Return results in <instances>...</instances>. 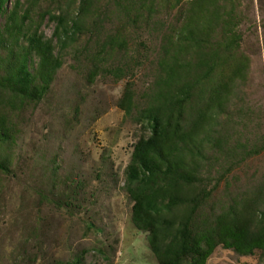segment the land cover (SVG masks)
I'll list each match as a JSON object with an SVG mask.
<instances>
[{"label":"rangeland","instance_id":"rangeland-1","mask_svg":"<svg viewBox=\"0 0 264 264\" xmlns=\"http://www.w3.org/2000/svg\"><path fill=\"white\" fill-rule=\"evenodd\" d=\"M81 1L40 0L27 23L51 38L56 23L49 14L63 9L80 16ZM234 2L240 52L247 63L244 77L233 83L226 112L200 136L212 139L202 144L200 161L206 186L213 190L206 204L211 213L233 200L251 201L260 188L264 195V0ZM184 4L161 7L156 15L160 26L130 28L126 47L107 54L100 53V42L122 26L116 8L124 9L125 2L89 0L88 30L64 50L56 47L63 63L49 93L22 109L7 104L12 142L5 153L11 172L0 170V264H57L75 258L82 264H158L147 233L131 221L124 170L133 144L148 135L138 114L152 101L163 34ZM123 62L129 66L119 78L113 68ZM125 92L132 93L130 114L119 107ZM203 103L191 102L187 117L192 107L203 110ZM62 192L68 206L61 203ZM260 202L256 209L263 208ZM207 264H264V259L260 250L241 256L218 245Z\"/></svg>","mask_w":264,"mask_h":264},{"label":"trees","instance_id":"trees-1","mask_svg":"<svg viewBox=\"0 0 264 264\" xmlns=\"http://www.w3.org/2000/svg\"><path fill=\"white\" fill-rule=\"evenodd\" d=\"M26 1L15 0L7 8L9 0H0V16L4 17L0 24V170L4 173L11 172L10 157L5 153L12 142L7 104L22 109L25 103L44 99L63 63L56 47L64 50L76 35L88 30L89 0L81 1L80 16L63 13V9L49 14L56 23L51 38L38 33L37 27L31 30L27 23L40 0ZM182 1L124 0L125 8H116L122 26L100 42V53L121 52L130 28L160 26L156 17L160 8L172 10ZM182 7L163 34L160 74L151 89L152 101L138 114L148 135L133 144L124 170L123 190L132 202L131 221L137 230L147 233L158 264H207L218 245L241 256L260 250L264 259L261 188L251 201L233 200L211 213L206 204L213 190L206 186L200 171L202 144L212 141L208 135L200 136L212 120L226 112L233 83L244 77L247 58L240 52L237 8L234 0H185ZM97 21L98 17L93 25ZM128 66L125 62L116 66L114 75L124 77ZM131 94L125 92L119 102L127 114L133 105ZM195 99L204 102V109L192 107L195 113L187 117V107ZM214 141L217 145L220 140L216 137ZM65 195L59 196L68 206ZM259 201L262 209H256ZM57 264L82 262L75 258Z\"/></svg>","mask_w":264,"mask_h":264}]
</instances>
